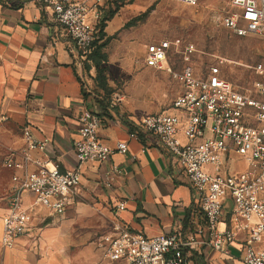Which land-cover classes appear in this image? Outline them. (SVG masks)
Wrapping results in <instances>:
<instances>
[{
	"label": "built area",
	"instance_id": "1",
	"mask_svg": "<svg viewBox=\"0 0 264 264\" xmlns=\"http://www.w3.org/2000/svg\"><path fill=\"white\" fill-rule=\"evenodd\" d=\"M47 13L63 28L72 42L80 64L101 41L100 24L106 0H25ZM196 4L198 0H180ZM221 23L236 34L264 37V0H230ZM170 41L147 44L144 62L148 67L169 72L181 86V93L168 109L129 122L130 136L154 135L173 154L196 194L190 214V232L176 226L153 237L132 231L116 221L102 238L107 259L118 264H191V251L204 245L226 250L238 230L246 231L243 247L245 264H264V62L254 72L261 77L249 89L236 86L224 74L227 59L215 57L205 72H196L191 63L195 52L187 45L182 65L168 64ZM79 138L75 141L78 164L60 171L31 155L43 151L48 139H38L30 125L23 128L26 148L21 160L6 166L22 170L12 177L13 186L6 212L1 219L0 244L15 247L23 236L35 235L49 216H63L82 181L85 162H104L117 151L125 153L128 143L113 147L99 135L102 119L89 107L79 116ZM242 161L243 166H237ZM36 165L34 170L30 165ZM119 172V171H118ZM29 196V203L25 197ZM232 202L231 225L222 226L227 201ZM126 201L116 204V211ZM193 227V228H192Z\"/></svg>",
	"mask_w": 264,
	"mask_h": 264
},
{
	"label": "crops",
	"instance_id": "2",
	"mask_svg": "<svg viewBox=\"0 0 264 264\" xmlns=\"http://www.w3.org/2000/svg\"><path fill=\"white\" fill-rule=\"evenodd\" d=\"M80 63L70 38L44 9L25 0H0V117L22 131L28 124L38 139H48L43 151L33 150L31 155L48 166L57 164L60 171L75 168L79 161L74 145L84 107L100 115L99 135L106 143L113 147L119 141L128 143L125 153L116 151L107 161L85 162L81 184L65 214L46 217L35 235L23 236L11 249L0 244V264H48L28 251L34 244L43 249L50 241L61 243L63 226L55 228V234L48 233L43 225L47 220H51L48 225H53L65 219L61 224L65 226L81 216L97 218L104 213L110 229L119 221L149 237L168 233L176 226L185 234L191 230L189 219L196 207V194L175 157L154 135L140 133L137 138L131 137L128 123L138 122L143 116L125 115L104 101ZM179 87L173 100L181 93ZM7 147L11 150L6 161L21 160L26 148L23 134H13ZM36 168L30 165L31 170ZM5 169L11 189L13 175L22 170ZM29 199L25 197L26 204ZM120 201H126V208L116 211ZM6 208L0 215V232ZM231 208L229 200L222 226L231 225ZM246 238V231L238 230L235 242L226 250L210 245L194 249L191 264L192 258L196 264H245Z\"/></svg>",
	"mask_w": 264,
	"mask_h": 264
},
{
	"label": "rangeland",
	"instance_id": "3",
	"mask_svg": "<svg viewBox=\"0 0 264 264\" xmlns=\"http://www.w3.org/2000/svg\"><path fill=\"white\" fill-rule=\"evenodd\" d=\"M229 1L198 0L196 4H188L180 0H106L103 7L105 36L99 43H105L102 52L107 60L102 67L108 88L99 86L97 70L92 67L93 72L87 71L94 91L129 116H145L169 108L180 91L179 82L169 72L148 67L144 62L146 45L162 40L172 44L168 64L174 69L182 65L185 47L193 45L191 63L196 72H205L215 57H222L227 59L223 67L225 76L239 88H251L261 79L253 67L264 62V37L241 36L221 23ZM88 62H83L84 68ZM13 134L19 137L23 131L0 117V215L7 206L11 190L5 166L11 150L7 143ZM64 220L53 225H48L51 220H47L43 224L48 233L54 234L55 228L63 226L64 236L61 243L56 244L48 239L50 242L43 249L34 244L28 249L33 258L48 264H118L107 259L103 252L101 237L110 229L104 213L97 218L84 215L68 221L65 226L61 225Z\"/></svg>",
	"mask_w": 264,
	"mask_h": 264
},
{
	"label": "trees",
	"instance_id": "4",
	"mask_svg": "<svg viewBox=\"0 0 264 264\" xmlns=\"http://www.w3.org/2000/svg\"><path fill=\"white\" fill-rule=\"evenodd\" d=\"M113 15H114V12H111L110 16H113ZM105 26H106L105 19H102V22L100 24V38L101 39L103 38V36H105V32H104ZM104 46H105V43H99V41L95 42L94 49L87 56V59H86L87 61L91 63L89 62L86 63L85 68L86 70H91L92 67H95V69L97 70L96 80L98 81L99 86L103 89H107L108 82H107V78L105 74L103 73V67H102V63L105 60H107V55L102 52V49Z\"/></svg>",
	"mask_w": 264,
	"mask_h": 264
}]
</instances>
